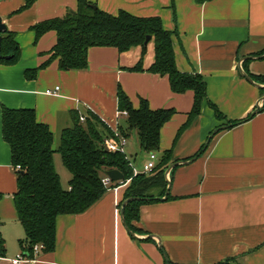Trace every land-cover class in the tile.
Instances as JSON below:
<instances>
[{"label": "crops", "instance_id": "obj_1", "mask_svg": "<svg viewBox=\"0 0 264 264\" xmlns=\"http://www.w3.org/2000/svg\"><path fill=\"white\" fill-rule=\"evenodd\" d=\"M77 1L35 0L24 7L25 0H0V21L20 48L16 62L0 63V111L2 106L34 109L37 120L52 131L53 147L61 130L72 124L74 112L84 115L91 110L115 129L120 87L134 107L144 98L152 109L175 110L160 129L156 154L170 150L171 161L185 160L214 128L228 119L245 118L264 95L238 69L241 57L264 50V0H87L112 15L123 10L157 16L164 28L176 30L178 70L199 73L207 98L225 117L217 119L204 100L199 114L182 129L194 94L175 93L166 76L147 71L154 61L152 38L143 53L140 45L122 52L113 46L90 47L85 69L60 70L56 60L41 67L57 34L48 30L36 38L31 27L75 10ZM141 56L143 70H129ZM244 65L264 77V57ZM56 86V92H46ZM129 149L125 152L133 159L142 153L138 144ZM145 161L133 170L141 171ZM170 179L171 198L142 204L139 218L132 221L136 233L159 237L161 249L156 238L137 239L125 229L119 202L130 183L126 180L107 188L86 211L58 215L54 249L19 264H166L164 255L176 264H264V108L214 134L194 160L173 168ZM15 191L16 173L0 123V236L5 243L1 264H10L9 259L22 251L24 230L17 220Z\"/></svg>", "mask_w": 264, "mask_h": 264}, {"label": "trees", "instance_id": "obj_2", "mask_svg": "<svg viewBox=\"0 0 264 264\" xmlns=\"http://www.w3.org/2000/svg\"><path fill=\"white\" fill-rule=\"evenodd\" d=\"M195 1L203 3L208 0ZM33 2L35 0H25L24 7L30 6ZM31 28L36 38L48 30L56 31V42L51 48L49 58L41 67L51 60H56L60 70L85 69L88 65V49L93 46H113L122 52L140 45L143 53L146 46L145 38L150 35L154 42V61L147 71L166 76L171 90L175 93L191 90L194 94L189 118L181 129L199 114L204 100L213 109L217 119L225 118L217 106L207 98L206 82L203 77L197 72L178 70L173 49V36L177 32L164 28L157 16L139 17L123 10L112 15L98 9L87 0H78L75 10H69L62 17L39 22ZM259 54H264V50ZM19 55L20 48L14 33L7 28L0 31V63L13 64ZM246 61L242 62L245 71L255 81L264 83V77L245 68ZM129 70H143L142 56ZM34 72L35 70H32V75ZM117 108L119 111H126V115L118 116L116 125L118 135L127 139L131 132L135 131L141 151L147 155L150 152H159L160 129L175 110L152 109L144 98H140L139 105L134 107L120 87L117 90ZM263 108L264 102L258 112ZM84 116L85 120L80 121L79 114L74 112L72 124L61 130L57 145L53 147V133L47 124L37 120L34 109L1 107V134L9 145L11 165L16 173V191L13 199L17 220L24 230V237L19 240V245L22 251L30 256L35 244L42 245V252H51L54 249L55 221L58 215L86 211L107 188L120 183L112 181L109 186L103 184L108 169H118L123 175V181L130 180L119 202V208L128 197L140 198L129 201L124 208L126 224L134 232H138V229L132 221L139 218L140 206L158 201L157 197L165 194L167 182L164 171L173 162L170 150L163 151L159 157L156 154L151 172L135 173L133 157L127 155L125 151L106 150L104 147L105 138H115L114 130L91 110H87ZM250 118L248 114L241 120L228 119L226 122L235 126ZM203 145L194 155L204 151ZM55 152L60 154L63 165L71 175L66 189L62 187L59 174L54 167ZM155 190L158 191L157 194H154ZM167 198H171L169 193ZM4 251L5 243L0 236V256ZM169 263L176 264L171 261Z\"/></svg>", "mask_w": 264, "mask_h": 264}, {"label": "water", "instance_id": "obj_3", "mask_svg": "<svg viewBox=\"0 0 264 264\" xmlns=\"http://www.w3.org/2000/svg\"><path fill=\"white\" fill-rule=\"evenodd\" d=\"M5 25L0 21V31H3L5 29ZM151 36L150 35H147L146 38H145V43H147L149 40H150ZM264 57V54H259V55H246V56H243L239 59L238 61V69H239V72L240 74L247 80L249 81L251 84H253L254 86L258 87L259 89H264V83H259L257 81H255L242 67V62L245 61V60H248V59H260V58H263ZM263 102H264V95L260 96L259 99L256 101L255 103V107L253 109V111L250 113V116L252 117L254 114H256L258 112V110L260 109V107L263 105ZM232 124H224V125H221V126H218L216 128H214L211 133L209 134L208 138L206 139L204 145H203V148L202 150H204L206 148V146L208 145L210 139L212 138V136L214 134H216L218 131L220 130H223V129H226V128H229L231 127ZM105 149L107 150V148L105 147ZM200 154V152H198L196 155H194L193 157L189 158V159H185V160H178V161H173L171 162L167 168L165 169L164 171V178L167 182V186H166V190H165V194L162 196V197H157L158 200H165L167 198V195L169 193V190H170V186H171V179H170V172L171 170L177 166V165H182V164H187L189 162H191L192 160H194L198 155ZM105 174L112 180V181H122L123 180V175L122 173L118 170V169H108L106 170ZM137 199H140L139 197H128L126 198L120 208H119V215H120V218H121V221L125 227V229L128 231V233L137 238V239H145V238H156L157 240V245L158 247L161 249V242H160V239L159 237H157L156 235H153V234H147V235H140L134 231H132L128 225L126 224V221H125V217H124V208H125V205L131 201V200H137ZM165 257V261H166V264H170L167 257L164 255Z\"/></svg>", "mask_w": 264, "mask_h": 264}, {"label": "built area", "instance_id": "obj_4", "mask_svg": "<svg viewBox=\"0 0 264 264\" xmlns=\"http://www.w3.org/2000/svg\"><path fill=\"white\" fill-rule=\"evenodd\" d=\"M58 86H56L54 88V90H46L47 93H54L58 90ZM117 115H126V111L122 110V111H117ZM79 120L80 121H84L85 120V116L83 114L79 115ZM114 130V136L115 138L112 137H107L104 139V147H106L108 150H112V151H125V146H126V141L127 139H125L124 137H121L118 135V132L115 129ZM156 153L154 152H150L148 154V159L145 161V163L142 166L141 171L144 172H151L154 165H155V161H156ZM135 172V170H134ZM136 173V172H135ZM123 181V180H122ZM120 181V182H122ZM112 183V180L106 175L103 178V184L105 186H109ZM42 249V245L41 244H35L32 247V255L30 256L28 253H24L23 251H21L20 253H18L14 258L9 259L10 264H19L22 261H34L37 257V255L41 252ZM4 259V257L0 256V264L1 261Z\"/></svg>", "mask_w": 264, "mask_h": 264}, {"label": "rangeland", "instance_id": "obj_5", "mask_svg": "<svg viewBox=\"0 0 264 264\" xmlns=\"http://www.w3.org/2000/svg\"><path fill=\"white\" fill-rule=\"evenodd\" d=\"M137 138H136V132L133 131L131 132L130 135V139L126 141V151H129V147H132V149H136L137 147ZM57 145V144H55ZM142 153H138L137 155H134L135 159H132V163L134 166H139V164H142L143 160H147L145 159V157L147 156L143 151H141ZM54 167L56 172L59 174L60 177V183L62 184L63 188H67L68 187V180L70 179L71 175L70 172L68 171V169L63 165L62 161H61V157L60 154L58 152L54 153Z\"/></svg>", "mask_w": 264, "mask_h": 264}]
</instances>
